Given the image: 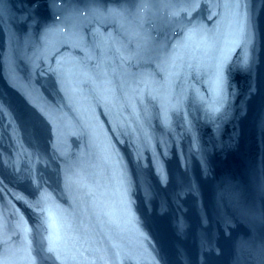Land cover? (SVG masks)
<instances>
[{
    "label": "water",
    "instance_id": "obj_1",
    "mask_svg": "<svg viewBox=\"0 0 264 264\" xmlns=\"http://www.w3.org/2000/svg\"><path fill=\"white\" fill-rule=\"evenodd\" d=\"M263 49L264 0H0V264H70L158 140Z\"/></svg>",
    "mask_w": 264,
    "mask_h": 264
},
{
    "label": "snow or ice",
    "instance_id": "obj_2",
    "mask_svg": "<svg viewBox=\"0 0 264 264\" xmlns=\"http://www.w3.org/2000/svg\"><path fill=\"white\" fill-rule=\"evenodd\" d=\"M49 250H51V246H50V249Z\"/></svg>",
    "mask_w": 264,
    "mask_h": 264
}]
</instances>
